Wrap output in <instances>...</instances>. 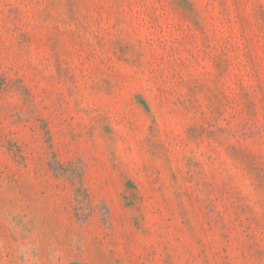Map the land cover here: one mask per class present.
<instances>
[{"label":"rangeland","instance_id":"374dc122","mask_svg":"<svg viewBox=\"0 0 264 264\" xmlns=\"http://www.w3.org/2000/svg\"><path fill=\"white\" fill-rule=\"evenodd\" d=\"M0 264H264V0H0Z\"/></svg>","mask_w":264,"mask_h":264}]
</instances>
